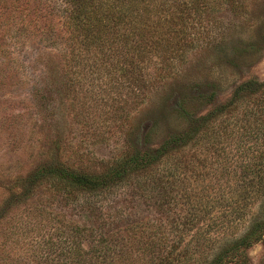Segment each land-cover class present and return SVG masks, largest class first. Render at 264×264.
Returning <instances> with one entry per match:
<instances>
[{"label": "trees", "instance_id": "obj_1", "mask_svg": "<svg viewBox=\"0 0 264 264\" xmlns=\"http://www.w3.org/2000/svg\"><path fill=\"white\" fill-rule=\"evenodd\" d=\"M242 8L241 0H0V28L21 32L17 41L21 46L34 42L57 52L67 74H76L74 78L70 74L72 87L86 80V73L77 77L79 72L94 71L99 76L95 80L105 75L111 81L118 68L123 87L135 84L137 113L163 83L179 74L193 53L220 48L223 14ZM2 43L6 42L0 40V48ZM262 89L264 82L249 80L237 92L254 94ZM215 95L198 86L190 96L172 91L165 120L173 118L176 127L154 143L163 119L139 122L136 136L101 172L68 168L48 153L25 178L7 187L10 196L0 209V226L6 225L8 231L0 244L1 264L22 261L21 256H11L8 244L16 248L22 242L21 228L14 233L9 227L12 212L21 207L27 212L26 226L34 219V227L54 230L43 241L46 251L36 256L46 264H248L246 250L264 236V167L243 166L242 179L231 186L234 196L221 189L211 199L203 189L193 199L186 192V165L178 155L213 118L190 112L189 100ZM223 108L227 109L216 108V113ZM250 175L249 180L243 178ZM128 186H136V194L152 203L148 207L159 208L165 219L145 216L124 223V212L108 214L106 202ZM60 203L77 214L57 211ZM242 225L243 232L234 234ZM230 231L233 238L223 243L230 247L211 259H193L194 245L181 246L217 244V237Z\"/></svg>", "mask_w": 264, "mask_h": 264}, {"label": "rangeland", "instance_id": "obj_2", "mask_svg": "<svg viewBox=\"0 0 264 264\" xmlns=\"http://www.w3.org/2000/svg\"><path fill=\"white\" fill-rule=\"evenodd\" d=\"M241 1L244 8L223 14V45L193 53L179 74L163 83L137 113L135 84L123 87L118 68L110 75L111 81L105 75L95 80L99 76L94 71L79 72L77 77L83 78L86 73V80L72 87L70 74L72 78L76 74L74 71L67 74L65 61L57 52L34 42L21 46L17 43L22 38L21 32L1 27L0 40L6 43L0 48V209L10 196L7 187L14 180L25 178L44 162L48 153L57 155L68 168L90 171L97 168L101 172L104 169L101 167L120 155L127 141L136 136V125L149 117L163 119L155 136L154 143H158L176 127L173 118L165 120L170 93L182 90L190 96L196 86L207 93L213 90L216 95L211 99L189 100L190 112L198 117L213 114V118L178 153L186 165V192L193 199L203 189L211 199L221 189L234 196L230 193L231 186L242 179L243 166L264 167V89L254 94L237 92L249 80L264 82V0ZM224 106L227 109L216 113V108ZM183 127L189 130L188 124ZM243 178L249 180L252 176ZM60 204L59 209L55 204L53 208L68 215L77 214L78 210ZM105 205L108 214L124 212L121 218L124 223L145 216L165 219L159 208L148 207L152 203L136 194V186L118 190L113 201ZM257 210L258 206L253 213ZM12 216L9 227L14 233L21 228L18 232L22 242L16 248L8 242L11 256H21L20 264H46L36 256L46 251L43 241L54 230L42 225L43 229L34 227V219L26 226L27 212L22 207L15 209ZM242 228L243 225L234 234L240 235ZM6 232V225L0 226V244ZM17 237L13 235L14 239ZM229 237L233 238L231 231L218 236L217 244L181 246L194 245L193 259H211L219 250L230 247L223 244ZM38 243V247L30 245ZM246 255L248 264H264V236L246 250Z\"/></svg>", "mask_w": 264, "mask_h": 264}]
</instances>
